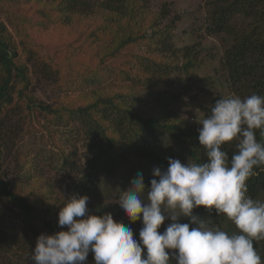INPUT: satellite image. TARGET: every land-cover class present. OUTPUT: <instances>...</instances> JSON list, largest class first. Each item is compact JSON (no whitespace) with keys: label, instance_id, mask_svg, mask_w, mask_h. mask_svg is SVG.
Here are the masks:
<instances>
[{"label":"trees","instance_id":"obj_1","mask_svg":"<svg viewBox=\"0 0 264 264\" xmlns=\"http://www.w3.org/2000/svg\"><path fill=\"white\" fill-rule=\"evenodd\" d=\"M206 6V23L201 32L206 36H219L224 44L223 54L219 59L218 74L223 73L224 84L234 95L242 99L251 95H264V0H203ZM13 6L10 0H0V11L11 18L14 33H10L0 21V203L9 205V211L19 218L22 228L27 229L28 239L20 238L18 230L11 224L9 229L0 233V264H32L31 253L40 235H52L67 231L57 224L60 207L65 199L72 195L87 196L89 215L103 216L111 214L114 221L129 226L133 237L139 240L142 221H129L118 203L103 200L100 183L102 176L115 173L124 160L135 157L146 161L152 169L166 170L168 159L173 158L172 144L179 152L195 162H204L205 154L198 142V129L201 126H190L166 113L159 105L141 104L132 98L127 100V93H109L100 95L93 91L82 93L83 104L54 103L44 105L29 92L31 85L28 69L23 62L35 63L42 76L55 84L68 74L51 67L55 57L48 54H61V49L74 48L79 41V22L72 16L86 14L91 4L99 8L103 20L95 30L81 34L85 42L80 44L93 47L98 55V64H72L75 71H70L74 84L99 82L112 64L125 66L126 74L132 71L136 60H142L148 66L167 70L170 64L160 61V52H172V23L160 27L162 18L168 15L167 9L160 18L148 19L149 0H17ZM15 10V12H14ZM18 11V13H17ZM24 15V18L21 16ZM141 15V16H140ZM78 16V15H77ZM149 21L147 23L146 21ZM115 24V25H114ZM148 43L155 45L157 55H144L138 49ZM77 44V43H76ZM75 44V45H76ZM76 48V49H75ZM99 50H97V49ZM21 52V53H20ZM73 52V49H72ZM196 52L192 47L182 50L180 69L188 72L195 68ZM71 54V53H70ZM76 54V53H75ZM74 55V54H72ZM23 57V58H21ZM54 58V59H52ZM35 61H40L41 64ZM52 63V64H51ZM78 69V71H77ZM220 72V73H219ZM66 74V76L64 75ZM125 74V73H124ZM66 81L68 78H65ZM68 83V82H67ZM21 101L22 106L15 103ZM83 99V100H84ZM16 104V105H15ZM13 105V106H12ZM36 109L39 115L55 120L76 121L83 130L88 144V157L84 166L70 163V154L64 153L63 164L67 176L60 183L46 187L45 200L52 199L57 206L45 205L35 201L33 188L18 187L26 173L17 171L11 175L12 180L3 169L2 156L10 148L9 144L28 132L27 120L23 110ZM256 139L264 144V135L256 130ZM236 141L222 146L227 151L229 161L236 151ZM256 175L246 182L247 195L255 200L264 196V166L255 168ZM152 174L143 178L145 188L150 187ZM28 180V179H27ZM20 188V189H19ZM43 202L46 203V201ZM44 204V203H43ZM193 214L203 222L212 224L221 230L223 215L218 216L215 210L203 207L193 209ZM180 223H190L188 218L181 217ZM167 226L158 229L163 232ZM190 227H195L191 225ZM15 228V229H14ZM230 235L231 230H224ZM254 248L264 239L254 240ZM11 246L17 251L11 253ZM174 251V250H173ZM11 254L14 262L7 257ZM143 257V253H142ZM171 264H176L170 256ZM85 264H95L93 254L89 252Z\"/></svg>","mask_w":264,"mask_h":264},{"label":"clouds","instance_id":"obj_2","mask_svg":"<svg viewBox=\"0 0 264 264\" xmlns=\"http://www.w3.org/2000/svg\"><path fill=\"white\" fill-rule=\"evenodd\" d=\"M198 123L204 162L169 158L166 170L153 169L149 188L138 173L116 201L130 222L142 221L138 241L111 214L89 215L87 196L72 195L58 212L57 224L67 231L40 235L32 264H85L89 252L95 264H171L170 256L176 264H264L253 243L264 239V202L247 195L246 183L264 166V144L256 139V130L264 135V95L222 97ZM234 140L229 161L222 146ZM200 207L238 231L201 221L193 214ZM166 219L171 223L159 232Z\"/></svg>","mask_w":264,"mask_h":264},{"label":"rangeland","instance_id":"obj_3","mask_svg":"<svg viewBox=\"0 0 264 264\" xmlns=\"http://www.w3.org/2000/svg\"><path fill=\"white\" fill-rule=\"evenodd\" d=\"M16 1L10 0V5H15ZM91 5L90 11L86 14L80 17L81 13L72 16L76 22H79L80 33L78 35L80 39L76 42L77 44L75 43L76 45L73 44V47L75 46L78 50L74 51V48L61 49V54L58 55L53 53L54 50L48 52L51 57H55V59L52 58L54 61H52L51 67L60 72L62 70L63 73L66 71L68 75H63L68 78L67 81L61 77L55 84L42 76L40 68L35 63L21 60L28 69L31 82L29 92L37 101L43 102L44 105L63 102L78 106L85 101L84 98H81L82 93L95 91L100 95H107L125 91L130 103L132 98H135L136 101L145 104V107L148 104L159 105L176 120L190 126H201L198 121L211 114V107L218 99L234 95L224 84L223 73H217L219 59L224 50L221 37L206 36L201 32V26L206 23L207 12L203 0H149L148 19L160 18L164 11L162 9L169 11L166 18H160L159 26L162 28L172 23L170 46L172 45V50L175 53L164 51L157 55L155 45L148 46V43L141 46L138 51L148 56L155 54L160 56L159 59L163 64H170L169 69L164 71L158 67L148 66L149 64L142 60H136L129 75L125 72L127 69L125 66L112 64L109 66L110 69L104 72L101 81L93 83L88 81L85 85L74 84L73 78H69L72 73L70 71H74L71 69L72 64L84 63L96 66L99 62L96 51L89 46V43H87L88 47L80 44V42L86 41L81 36L84 31V33L93 31L97 25L103 22L99 16V8ZM21 18H24V15ZM10 20L7 13L4 15L0 11V21L4 22L10 33H14ZM149 21L146 22L149 23ZM186 47H192L193 51H198L196 52L195 68L188 72L180 69L183 63L182 50ZM35 62L41 64L40 61ZM73 73L75 74V71ZM16 100L15 98L13 104ZM16 104L23 105L21 101H16ZM21 113L24 115L28 113L27 120L31 119L32 124L27 125V133L9 144L10 148L2 156L3 169L10 177V181L13 179L14 173L24 167L20 173L25 172L26 176L20 179L18 187L32 190V186H34L35 197L33 200L35 201L36 198L41 202L42 208L47 204L52 206V199L45 200L46 187L60 183L67 176L63 164L64 153L70 154L71 165L84 166L89 155L88 144L83 130L78 128L76 121H69L67 124L64 122L65 120H49L43 115H39L35 108L29 112L23 110ZM171 144L172 157L179 159L182 163H187L190 158L179 152L175 142H171ZM128 158L121 163L115 173L100 178L103 200L106 202L116 203L120 194L131 187V181L137 177L138 173L142 174L143 178L152 174L153 169L146 161H140L132 156ZM12 183H14L13 180ZM259 199L264 202V196ZM53 206L57 205L54 203ZM8 207L12 208V206H3L0 203V233L5 232L12 224L17 228L20 238L29 240L27 229L22 228L19 218L13 215ZM178 222H181V218ZM170 223V219H166L160 227L168 226ZM222 227L224 230H231L232 233L238 231L226 217L222 222ZM10 249L12 254L17 251L15 246H11ZM255 249L264 260V243L257 244ZM7 257L14 262L11 254H7Z\"/></svg>","mask_w":264,"mask_h":264}]
</instances>
